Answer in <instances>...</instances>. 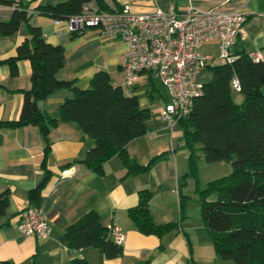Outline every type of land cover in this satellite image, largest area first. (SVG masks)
<instances>
[{"label": "crops", "instance_id": "1", "mask_svg": "<svg viewBox=\"0 0 264 264\" xmlns=\"http://www.w3.org/2000/svg\"><path fill=\"white\" fill-rule=\"evenodd\" d=\"M66 0H36L38 4L55 5ZM129 4L134 12H183L190 5L202 10L218 7L242 13L246 22L234 43L235 53H258L264 60V0H231L220 6L216 0H95L83 9L91 12H113ZM13 7L0 5V21H8ZM29 25L40 29L46 43L61 46L65 53L59 80L72 81L78 89H87L90 80L99 72H106L115 86L126 95H135L139 106L150 111L146 133L126 146L129 158L146 166L159 159L145 172L126 175V168L118 156L103 165L96 174L84 165L66 164L82 159L93 146L92 140L70 123L59 122L48 134L47 143L39 128L26 125L18 128L4 123L18 118L22 92L30 88L31 65L28 60L17 63V74L11 76L6 65H0V194L8 191V202L0 216V261L10 264H70L83 258L88 264H234L215 254L212 240L205 226L196 189H203L204 176L214 172L213 164L197 153L196 179L188 177L189 151L183 143L182 130L176 123L171 127L159 115L167 102V95L156 90L154 73H141L134 86H128L121 72V57L127 45L118 36H101L95 29L80 34L68 30L65 20L33 14ZM27 33L22 25L13 36L0 35V59L15 54ZM217 42L201 45V55L217 57ZM220 63L213 61L209 65ZM211 73L202 70L198 79L210 80ZM156 79V78H155ZM201 83V82H200ZM203 84V83H202ZM162 87V86H161ZM73 97L67 88L55 90L37 103V108L59 119L62 103ZM45 160V164L43 161ZM215 163V162H214ZM50 172L36 202L28 192L39 186ZM198 175V177H197ZM211 181V180H210ZM151 192L148 203L152 220L157 225L175 223L176 228L161 238L140 233L127 215L138 203L139 192ZM30 205L39 206L46 214L50 235L45 239L23 236L18 230L22 213ZM95 212L104 226L116 225L123 234L122 255L107 259L100 250L85 248L71 250L65 244L64 230L85 213Z\"/></svg>", "mask_w": 264, "mask_h": 264}, {"label": "trees", "instance_id": "2", "mask_svg": "<svg viewBox=\"0 0 264 264\" xmlns=\"http://www.w3.org/2000/svg\"><path fill=\"white\" fill-rule=\"evenodd\" d=\"M36 0H0V5L13 7L8 21H0V35L13 36L23 25L27 33L17 45L15 54L0 59L11 76L17 74V63L28 60L31 65L28 90L22 92L19 116L4 123L8 127L37 126L47 143L48 134L59 122L70 123L88 136L93 146L86 155L65 165L79 163L96 174L103 172V165L118 156L126 168V175L136 176L147 171L159 157L146 166L134 163L126 146L146 133L151 113L139 106L135 95H126L115 86L106 72H99L90 80L87 89H78L72 81L59 80L65 53L61 46H53L43 38L39 28L29 25L33 14L63 21L80 14L92 0H66L55 5L38 4ZM101 5V0H95ZM231 64L207 65L211 73L203 83L201 96L196 98L186 117L177 120L182 130L183 143L189 151L188 177L196 179L197 153H203L207 163L230 162L229 175L209 181L203 189H196L200 210L208 229L215 254L223 261L234 264H264V61L255 62L247 53H235ZM236 78L240 91L232 88ZM67 88L73 97L60 107L59 119L37 108V103L55 90ZM238 92L242 104L235 105L231 93ZM45 164V160L43 161ZM45 170L42 183L28 192L31 202H36L41 189L49 179ZM8 191L0 194V216L8 202ZM151 192L138 194V203L127 215L136 229L145 235L161 238L176 228L175 223L157 225L153 222L148 203ZM66 246L71 250L95 248L107 259L122 255V246L114 242L109 229L98 215L87 212L64 230ZM0 264H10L0 261ZM70 264H88L76 258ZM145 264H151L146 262Z\"/></svg>", "mask_w": 264, "mask_h": 264}, {"label": "built area", "instance_id": "3", "mask_svg": "<svg viewBox=\"0 0 264 264\" xmlns=\"http://www.w3.org/2000/svg\"><path fill=\"white\" fill-rule=\"evenodd\" d=\"M216 1L224 6L231 0ZM65 21L73 34L95 29L104 37H120L127 45L120 65L125 83L134 86L141 73L153 72L167 95L159 115L171 127L189 114L194 100L201 96L203 84L197 81L198 74L213 61L231 64L237 58L233 46L242 34L246 16L217 6L202 10L193 5L182 13H137L124 4L113 12L83 9ZM207 42H217V57L199 53L201 45ZM247 56L255 62L264 61L258 53L249 52ZM231 85L240 91L236 78ZM17 228L23 236L45 239L50 235L48 219L39 206L25 208ZM107 228L114 242L121 245L120 229L112 224Z\"/></svg>", "mask_w": 264, "mask_h": 264}, {"label": "rangeland", "instance_id": "4", "mask_svg": "<svg viewBox=\"0 0 264 264\" xmlns=\"http://www.w3.org/2000/svg\"><path fill=\"white\" fill-rule=\"evenodd\" d=\"M155 78H153L154 86H155L156 90H158L159 92L162 93L163 89L161 87V84H160L159 80L157 78L156 79ZM124 81H125V79H124ZM197 81L201 82V83H205L208 80H206V79H198ZM231 99H232V102L235 105H239L240 106L242 104V102H243L242 96L238 92H235V91H233L231 93ZM209 164H213L211 166H214L215 169H214V172H212V174L210 176H204V179L202 180V185H204V183H205L203 181L207 182V179H208V181H210V180H214V179H217V178H220V177H223V176H227L232 171V167H231L230 162L218 161V162L209 163ZM197 177H198V175H197Z\"/></svg>", "mask_w": 264, "mask_h": 264}]
</instances>
